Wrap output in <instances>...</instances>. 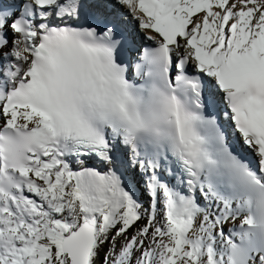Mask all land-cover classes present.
<instances>
[{"label": "snow or ice", "instance_id": "snow-or-ice-1", "mask_svg": "<svg viewBox=\"0 0 264 264\" xmlns=\"http://www.w3.org/2000/svg\"><path fill=\"white\" fill-rule=\"evenodd\" d=\"M0 264H264V0H0Z\"/></svg>", "mask_w": 264, "mask_h": 264}]
</instances>
